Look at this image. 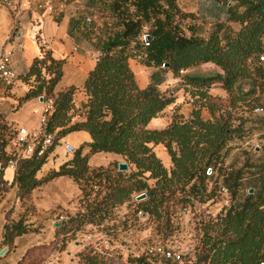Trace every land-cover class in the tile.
Segmentation results:
<instances>
[{
	"label": "trees",
	"instance_id": "obj_1",
	"mask_svg": "<svg viewBox=\"0 0 264 264\" xmlns=\"http://www.w3.org/2000/svg\"><path fill=\"white\" fill-rule=\"evenodd\" d=\"M206 2L209 14L200 17L202 23L213 19L208 30L203 24L183 29L175 0L115 3L112 10L117 12V21L110 23L111 27L105 25V34L93 41L96 61L83 82L86 100L78 107L73 100L76 87L55 91L65 58L56 59L49 50L41 49L26 72L17 75L28 86L24 100L52 97L53 110L45 130L54 135L44 154L34 152L17 159L13 179L16 194L22 199L54 177L73 178L82 192L83 207L61 221L56 229L63 235L86 223L102 224L113 216L116 206L132 201L131 194L142 190L147 198L132 201L135 213L144 212L164 232L170 231L175 207H185L195 198L210 199L216 189H225L230 204L201 222L194 258L187 264H264V185L259 189L251 185L253 192L246 191L238 198L244 166L225 162L231 142L241 136L246 120L234 111L244 107L264 110V0ZM79 21L80 17L69 20L73 39V28ZM144 23L151 26L152 37L147 47L142 46L144 59L140 61L154 70L149 72V83L141 87L129 65L128 48ZM205 63L214 64L219 71L205 75L190 71ZM168 71L180 78L189 93L191 111L185 116L175 110L167 125L150 128L149 121L174 101L172 92L166 94L158 87ZM213 85L226 95H212L209 88ZM204 109L209 112L207 118L202 115ZM78 130L88 132L90 141L75 149L57 169L37 178L35 174L51 149L64 135ZM4 144L0 137V148ZM157 144L169 155L170 168L155 153ZM98 152L121 156L129 170L90 168L89 154ZM7 159V155H0L1 165H6ZM211 177L214 186L207 191L206 181ZM33 229L22 217L10 218L7 212L2 244ZM138 261L149 264L144 257ZM179 261L161 258L156 264Z\"/></svg>",
	"mask_w": 264,
	"mask_h": 264
},
{
	"label": "crops",
	"instance_id": "obj_2",
	"mask_svg": "<svg viewBox=\"0 0 264 264\" xmlns=\"http://www.w3.org/2000/svg\"><path fill=\"white\" fill-rule=\"evenodd\" d=\"M118 1L120 0H76L70 2L67 9L60 13L56 11L51 13L40 12L33 8L15 11L0 5V50L9 54L10 67L18 76L26 72L34 58L41 54V49L49 50L52 57L56 59L65 58L63 73L55 86V91L70 86L76 87L73 100L75 106L78 107L86 100L83 82L87 73L93 68L97 56L93 45L95 38L83 40L81 34L92 30L93 34L100 37L102 28L99 25L104 14L108 13V18H111L112 23L117 21V12H114L112 7ZM79 17V23L73 28L78 37L73 39L68 31L69 20ZM212 20L202 23L196 19L195 22L203 24L205 30H208L213 23ZM128 50L129 65L135 73L138 84L144 87L149 83V70L146 77L141 76L142 83L140 84L136 71L141 67H147L139 60L141 54L144 55L139 38L130 44ZM209 67L215 69V72L219 71V68L212 63L202 64L191 68L190 71L198 75H205L208 73L204 71ZM166 75L168 78H165L158 87L160 88L161 84L167 83L169 77L172 81L169 83L176 85V91H171L174 101L168 105H172L174 109L172 108L173 110L168 117L161 119L160 114L164 113L165 107L158 116L149 121L148 127L150 128H162L167 125L175 110L185 116L191 111L190 95L180 84V78L174 77L170 71L166 72ZM144 78L145 83L143 82ZM27 90V84L20 78L9 87L0 80V137L5 141V144L0 148V155H6L10 151L12 146L10 135L14 134L17 127H30L37 124L39 120L43 103L39 97L24 100L23 97ZM209 92L215 96L224 97L226 95L225 91L218 85L211 86ZM202 115L207 118L205 110H203ZM76 117H73V120ZM89 141V133L84 130L72 131L64 135L59 143L51 149L46 161L37 170L36 177L42 178L49 171L57 169L72 157L75 149ZM160 145H155L153 149L155 150ZM67 146L72 147L73 150H68ZM86 151L83 149V152ZM110 154L111 152L89 154V167L105 165V162H96V159ZM164 154L161 158L165 163L164 165L169 167L171 164L169 155L166 151ZM14 171L15 167L7 164L1 165L0 162V249L4 246L7 247L4 254L0 255V264H18L31 247L45 242L44 233L28 231L14 237L10 243L2 244L3 224L7 212H9L10 218L22 217L24 223L30 227L36 226L41 220L47 226L49 223L54 226L59 219H65L68 214H73L80 208L81 190L73 178L67 175L54 177L20 199L16 194V185L13 183ZM38 229L41 230V228ZM47 237L49 239L50 234Z\"/></svg>",
	"mask_w": 264,
	"mask_h": 264
},
{
	"label": "rangeland",
	"instance_id": "obj_3",
	"mask_svg": "<svg viewBox=\"0 0 264 264\" xmlns=\"http://www.w3.org/2000/svg\"><path fill=\"white\" fill-rule=\"evenodd\" d=\"M175 4L179 13L178 18L185 30L188 25L200 26L195 20L201 21L203 14H209L206 0H175ZM103 17L99 25L102 28V35L106 31L105 25L111 27V18H108V13L104 14ZM207 21L209 20L207 19ZM89 25L91 29L90 21ZM73 34L75 38L78 37L74 30ZM81 36L83 40H87L88 38H96L99 35L93 34L92 30H88L82 33ZM143 57L144 55L141 54L139 60H143ZM148 70L152 72L154 68L151 66L141 67L136 71L140 84L142 83L141 76L146 77ZM204 72L213 74L215 69L209 67ZM164 78H168L166 73ZM145 81L144 78L143 82L145 83ZM169 82H172L170 77L167 83L160 85V89L166 94L176 91V85ZM172 108V105L166 107L164 113L160 114V118L165 119L168 117L174 109ZM204 110L207 117H209L207 109ZM249 110V107H244L242 109L237 108L234 111L237 116L246 120L243 124L241 136L231 142V149L225 159L226 163L229 162L235 167L244 166V178L238 198H241L249 188H253L251 185H254L256 189H259L262 184L264 185V110L260 112ZM233 122L237 124L236 120H233ZM154 151L165 164L161 158L165 155L163 145L156 147ZM96 162H105V165H101V167L114 170L115 168L118 169L119 162H125V160L121 156L111 153L104 157L100 156L96 159ZM170 166L171 164L167 168H170ZM128 170L129 168L124 171ZM214 174L213 176H216V172ZM213 181V177L206 181L207 191L214 186ZM143 191L145 190L133 192L131 194L132 201H134V195ZM206 197L207 195L203 199ZM230 200V196L224 190L216 189L210 199L199 201L195 198L192 203L185 207L179 205L175 207L171 219L173 227L166 232L161 229L153 217H148L147 214L142 215L144 212L136 214L135 204L132 201H125L116 206L113 216L103 221L102 224L86 223L81 225L78 230L67 235H63L56 229L60 224L52 226L49 223L47 226L41 220L33 227L32 231L44 233L45 242L33 246L29 250L27 258L19 264H135L140 257H144L146 262L154 261L158 263L161 257L145 254L146 248L153 244H161L180 253L179 264H187L189 259L194 258L193 251L202 233L201 222L214 217L224 205L230 204ZM82 207L80 198V208L78 210ZM77 211L68 214L67 217L74 215ZM62 220L59 219L57 222L61 223ZM38 228H41V230ZM48 234H50L49 239Z\"/></svg>",
	"mask_w": 264,
	"mask_h": 264
},
{
	"label": "built area",
	"instance_id": "obj_4",
	"mask_svg": "<svg viewBox=\"0 0 264 264\" xmlns=\"http://www.w3.org/2000/svg\"><path fill=\"white\" fill-rule=\"evenodd\" d=\"M72 1L76 0H0V5L15 11L33 8L35 11L40 12L51 13L56 11L60 13L64 12L68 4ZM151 37V26L148 23L142 24L138 38L143 47L149 45ZM9 63V54L4 50H0V80L7 87L14 85L19 80ZM42 98L43 105L37 124L30 127H17L11 137L12 146L10 151L6 154L8 156L6 163L8 166L15 167L18 158L27 157L34 152L37 154H44L51 145L54 134L45 130V124L48 114L53 110V99L50 96ZM207 172H210V169H208ZM94 188H96V186H94ZM223 190L225 191V189ZM138 214H141V212L139 211ZM145 254L148 256H159L173 261H179L181 259L180 253L161 244L148 246L145 250ZM136 264L145 263L143 261H138ZM149 264L156 263L150 261Z\"/></svg>",
	"mask_w": 264,
	"mask_h": 264
},
{
	"label": "water",
	"instance_id": "obj_5",
	"mask_svg": "<svg viewBox=\"0 0 264 264\" xmlns=\"http://www.w3.org/2000/svg\"><path fill=\"white\" fill-rule=\"evenodd\" d=\"M39 100L40 101H43V98L40 96L39 97ZM67 149L70 150V151L73 150V148L70 147V146H67ZM127 168H128V165H127L126 162H119L118 163V170L123 171V170H127ZM248 192L249 193H252L253 192V188H249ZM146 198H147V193L145 191L140 192V193H138V194H136V195L133 196V200L135 202H141V201L145 200ZM144 214L145 213H142V215H144ZM59 224H60L59 222H56L54 225L57 226ZM6 250H7V247L6 246L2 247L0 249V255H3Z\"/></svg>",
	"mask_w": 264,
	"mask_h": 264
}]
</instances>
